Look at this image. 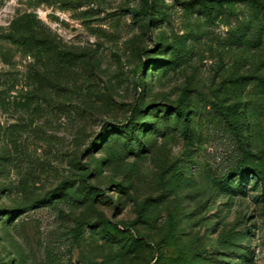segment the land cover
<instances>
[{
	"label": "rangeland",
	"instance_id": "rangeland-1",
	"mask_svg": "<svg viewBox=\"0 0 264 264\" xmlns=\"http://www.w3.org/2000/svg\"><path fill=\"white\" fill-rule=\"evenodd\" d=\"M0 264H264V0H0Z\"/></svg>",
	"mask_w": 264,
	"mask_h": 264
}]
</instances>
